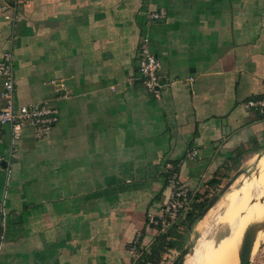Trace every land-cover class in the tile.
<instances>
[{
	"label": "crops",
	"instance_id": "crops-1",
	"mask_svg": "<svg viewBox=\"0 0 264 264\" xmlns=\"http://www.w3.org/2000/svg\"><path fill=\"white\" fill-rule=\"evenodd\" d=\"M158 10L165 22L149 23ZM8 14L0 61L12 52L16 101L60 119L42 140L4 130L0 264H136L163 235L152 221L170 198L166 163L200 203L264 152V117L244 105L264 100V0H18ZM143 33L159 97L134 80ZM262 190L264 176L249 182L220 223ZM225 235L201 264L211 249L216 264Z\"/></svg>",
	"mask_w": 264,
	"mask_h": 264
},
{
	"label": "built area",
	"instance_id": "built-area-1",
	"mask_svg": "<svg viewBox=\"0 0 264 264\" xmlns=\"http://www.w3.org/2000/svg\"><path fill=\"white\" fill-rule=\"evenodd\" d=\"M18 0H0V7L6 21L13 18L8 14L17 5ZM148 22H165L167 13L164 10L149 12ZM150 38L143 33L137 51V74L134 80L141 83L148 94L159 97L162 87V63L159 57L150 49ZM0 80L2 93L0 95V147L4 140V130L11 128L14 141L19 140L26 129H30L36 139L48 137L60 119L59 109L43 103L39 105H19L16 101V75L14 57L11 51L6 52L0 61ZM248 110L259 112L264 117V100H249L245 104ZM191 153V157H192ZM195 154V153H194ZM193 154V155H194ZM3 158L0 154V170ZM167 184L170 189V198L163 208L160 217L152 221L158 232L166 235L174 229H180L182 220L193 208V197L189 188L185 187L171 163L165 164Z\"/></svg>",
	"mask_w": 264,
	"mask_h": 264
},
{
	"label": "rangeland",
	"instance_id": "rangeland-1",
	"mask_svg": "<svg viewBox=\"0 0 264 264\" xmlns=\"http://www.w3.org/2000/svg\"><path fill=\"white\" fill-rule=\"evenodd\" d=\"M264 176V152L253 156L245 162L242 168L236 170L231 177H228L225 184L218 189L213 197L200 202L194 203L190 214L197 215L190 222L182 224L180 229L174 230L170 235H166L159 243L165 242L159 254L150 264H173L180 256L183 249H187L188 253L184 258L183 264H201L200 259L205 254L206 244L209 238L219 240L228 231V236L221 244V250L218 254L216 264H240L239 256L242 250L240 242L244 240V236L249 229L264 231V190L259 194L257 206L250 207L245 211L241 220H236V216L243 207H246L248 199H245L241 204L237 213L231 219L229 230L226 226L220 223L224 210L230 207L232 198L249 182L259 180ZM215 199L212 208L207 210L210 201ZM257 208V209H256ZM197 209V212H195ZM200 209V210H199ZM199 210V211H198ZM192 225V229L187 232V225ZM217 232V233H216ZM172 242H180V248L172 246ZM243 244V242H242ZM218 241L215 249L218 248ZM150 252V251H149ZM148 252V253H149ZM249 264H264V242L260 243L253 249L252 258Z\"/></svg>",
	"mask_w": 264,
	"mask_h": 264
},
{
	"label": "bare ground",
	"instance_id": "bare-ground-1",
	"mask_svg": "<svg viewBox=\"0 0 264 264\" xmlns=\"http://www.w3.org/2000/svg\"><path fill=\"white\" fill-rule=\"evenodd\" d=\"M259 190H260V184L258 182H253V183L249 184L246 187V189L244 190V194H248V195H251V196H254L255 197L258 194ZM257 205L258 204H257V202L255 200H252V199L249 198L248 199V202L246 203V207H243L241 209V211H239V213L237 214L236 220H239L240 221L241 218L243 217V215L245 214V211L246 210H248L250 207L255 208V206H257ZM238 207H239V202H235L233 204L231 210L232 211H236ZM254 231H255V238H254L253 249H255L258 244L264 242V231L262 232L260 229L254 230ZM228 232L226 233L225 238L228 236L227 235ZM242 242H240V245H243ZM215 256H216L215 250L214 249H211L210 252H209V254H208V263L207 264H213L212 262H213ZM218 259H219V256H218Z\"/></svg>",
	"mask_w": 264,
	"mask_h": 264
},
{
	"label": "water",
	"instance_id": "water-1",
	"mask_svg": "<svg viewBox=\"0 0 264 264\" xmlns=\"http://www.w3.org/2000/svg\"><path fill=\"white\" fill-rule=\"evenodd\" d=\"M2 166H4L3 162H2ZM214 203H215V199L208 204L207 210L212 208ZM191 223H193V221ZM254 238H255V231L253 229H249L244 236L242 250L239 256L240 264L250 263L251 258H252V252H253ZM187 253H188V250L183 249L181 252V256L173 264H183L184 258L187 255Z\"/></svg>",
	"mask_w": 264,
	"mask_h": 264
},
{
	"label": "trees",
	"instance_id": "trees-1",
	"mask_svg": "<svg viewBox=\"0 0 264 264\" xmlns=\"http://www.w3.org/2000/svg\"><path fill=\"white\" fill-rule=\"evenodd\" d=\"M200 211L197 213V215L200 213ZM190 213L187 215L186 219L189 218L190 219V222H191V221H193L197 217V215H193V214H190ZM174 230H176V229H174ZM173 231H170L166 235H170ZM166 235H162L161 238H160V240H163V238H165ZM163 244H165V242L159 243L157 245V247L156 248H153L149 253L148 252L147 253H143L141 259H139L136 264H150V262L154 261L155 257L159 254L162 246H164ZM172 246H175L176 248L179 247V249H181L180 248V242H172Z\"/></svg>",
	"mask_w": 264,
	"mask_h": 264
}]
</instances>
